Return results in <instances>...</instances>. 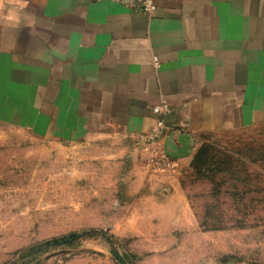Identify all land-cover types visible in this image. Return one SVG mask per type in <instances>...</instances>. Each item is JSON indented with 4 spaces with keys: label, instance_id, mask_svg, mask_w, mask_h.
Segmentation results:
<instances>
[{
    "label": "crops",
    "instance_id": "obj_1",
    "mask_svg": "<svg viewBox=\"0 0 264 264\" xmlns=\"http://www.w3.org/2000/svg\"><path fill=\"white\" fill-rule=\"evenodd\" d=\"M0 0V110L45 141L138 137L181 174L197 138L264 123V0Z\"/></svg>",
    "mask_w": 264,
    "mask_h": 264
},
{
    "label": "rangeland",
    "instance_id": "obj_2",
    "mask_svg": "<svg viewBox=\"0 0 264 264\" xmlns=\"http://www.w3.org/2000/svg\"><path fill=\"white\" fill-rule=\"evenodd\" d=\"M113 249L125 264H264V123L200 135L171 175L137 137L45 141L1 109L0 264H120Z\"/></svg>",
    "mask_w": 264,
    "mask_h": 264
},
{
    "label": "built area",
    "instance_id": "obj_3",
    "mask_svg": "<svg viewBox=\"0 0 264 264\" xmlns=\"http://www.w3.org/2000/svg\"><path fill=\"white\" fill-rule=\"evenodd\" d=\"M127 7L133 12H139L151 15L156 11L155 0H113ZM153 113L159 117L157 123L151 128L150 132L137 137V139L146 146L150 156V164L155 169H168L170 160L166 155V151L161 143L164 130L162 116L168 112L167 106L164 104L154 107Z\"/></svg>",
    "mask_w": 264,
    "mask_h": 264
},
{
    "label": "water",
    "instance_id": "obj_4",
    "mask_svg": "<svg viewBox=\"0 0 264 264\" xmlns=\"http://www.w3.org/2000/svg\"><path fill=\"white\" fill-rule=\"evenodd\" d=\"M69 241V238H65L63 243H67ZM111 254L117 259V261L120 263V264H125L123 259L121 258V256L117 253L116 250H111Z\"/></svg>",
    "mask_w": 264,
    "mask_h": 264
}]
</instances>
